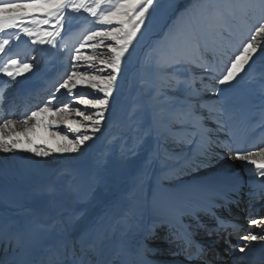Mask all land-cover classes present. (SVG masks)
<instances>
[{"label": "snow or ice", "instance_id": "1", "mask_svg": "<svg viewBox=\"0 0 264 264\" xmlns=\"http://www.w3.org/2000/svg\"><path fill=\"white\" fill-rule=\"evenodd\" d=\"M155 7L156 0H0V56L8 57L0 65V75L7 78V86L17 83L19 78H27L37 68L34 58L28 62L27 58L9 55L14 42L26 37L33 50L39 46L61 53L69 51L60 42L74 14H87L85 18H91L87 33L74 46V51H69L71 71L63 74V82L55 87L48 100L27 112L20 121L11 118L0 121V152L23 151L36 157L75 154L94 140L112 108L125 62ZM209 15L221 27L231 18L248 28L240 36L241 42L225 52L218 66L205 58L208 45L202 39V32ZM186 17L188 23L184 22ZM162 39L163 42L154 49L152 59L157 73L152 83V97L158 102L153 119L188 129L189 151L201 160L208 157L214 143L213 132L225 133V141L220 142L218 137L215 141L227 149L228 155L224 159L243 162L246 170L258 177V183L264 188V147L259 146L264 143V137L253 145L254 151L246 150L253 128L264 130V103L259 106L257 116L239 108L227 91L255 57L264 53V0H218L213 3L201 0L190 4ZM193 66L203 75L197 78L191 74ZM205 78L214 83H203ZM62 89L72 99L56 107V94ZM205 93L222 99L210 106ZM261 99L264 100V79ZM209 124H214L215 128ZM196 159L177 157L172 165L166 164L161 170L152 203L166 208L167 219L153 221L149 226L152 234L157 228L168 227L165 239L171 236L188 260L198 259L204 249L193 243L190 225L181 230L175 225H183L186 216L198 220L197 214L203 212L214 216L218 228L223 227V218L215 217L214 210L232 202L229 193L221 192L207 182L197 185L171 183L183 171L198 168ZM154 161L155 156L148 153L143 165L145 172ZM210 191L217 194L204 195ZM47 192L55 199V187H49ZM81 207L79 201L75 205H59L61 220L52 224L39 220L17 224L14 234L7 237L14 254H23L21 234L24 231H41L55 233L54 242L46 246L47 264H135L130 258L140 255L144 245L135 250L121 245L109 251L106 249L108 237L102 231L74 234L76 221L83 214ZM64 212L69 214V220L56 232L54 224L63 221ZM248 223L250 228L264 230V216L249 219ZM240 239L246 242L238 249L241 253L253 243L264 245V234L254 231H248ZM0 264L4 262L0 261ZM20 264L29 262L22 260Z\"/></svg>", "mask_w": 264, "mask_h": 264}, {"label": "bare ground", "instance_id": "2", "mask_svg": "<svg viewBox=\"0 0 264 264\" xmlns=\"http://www.w3.org/2000/svg\"><path fill=\"white\" fill-rule=\"evenodd\" d=\"M234 28L235 31L228 35L223 33L220 36L218 44L221 43V51L215 49L216 52H212L207 49L212 53L211 56L214 57L218 53L225 54L226 51H230L228 48L231 45L235 48L237 42L231 40V45L224 51L229 36L234 33V38L237 39L243 29V27L237 28V26ZM10 35H14V33H10ZM25 38L14 42L9 55L18 53V56L27 58L28 62H31L33 58L36 61V57H33V46ZM63 44L70 47L69 40L63 41ZM42 50H46V47L40 52ZM57 53H59V58ZM60 54L61 52H57L56 49L49 48L47 55L41 56L45 60L43 72H39L37 67L35 72L31 74L34 77L29 80L28 78L21 80L19 78L17 83L7 86L5 83L7 78L0 75V121L7 118L15 121L22 120L27 113L22 114L20 108L16 109V105L21 100L27 101L22 106L28 104L29 94L40 97L38 104L35 102V108L46 102L47 95H51L55 87L61 83V77L67 71V67L71 68L63 56L61 57L63 59L60 58ZM222 57L223 55L216 60L210 59V61L213 60V63L210 61L209 63L218 66ZM7 58L0 56V65ZM62 60L64 62H61ZM193 69L191 71H194ZM263 74H260V77ZM256 75V73L250 74L244 81L233 87L239 88L238 90L232 92L228 90V94L234 97L237 106L243 111L258 116L259 106L264 103V100L261 99L262 85L258 89V86L255 85L256 81L254 82ZM7 90L11 91L10 93L13 95L11 99L7 100L9 103H6L2 98L7 94ZM60 93L65 94L68 101H71L72 98L67 96L63 89ZM60 97L56 98L55 104H57L56 101L60 100ZM219 99L222 98L205 93V100L210 106L216 104ZM61 102L63 100L59 103ZM150 126L152 132L150 134L153 138L144 141L138 140L133 132V134H126L123 125L110 133L103 153L93 161L94 169L99 175L96 186H91L90 178L92 181L93 175L90 173V160H82L83 152L50 157H36L32 153L23 151L0 152V261L4 262L14 256L13 247L8 243L7 237L14 234L17 224L30 223L34 220L48 224H52L53 221H60L59 205H75L77 201L82 205L83 214L76 221L75 235L82 232L86 233L88 230L102 231L108 237L106 249L109 251L121 245L136 249L144 245L140 255L130 258L135 261V264H148L149 262L165 264L176 259L177 254L181 253L177 249L173 256H165L161 253L162 247L160 245L164 243L161 237L157 238L158 240L153 239L151 242H146L152 235L149 226L153 221L167 219L166 208L154 206L152 198L156 190L157 178L166 164L172 165L177 157L192 156L193 159L196 157L194 152H190L188 148L190 139L188 129L180 126L172 127L163 123H160L159 126L155 124ZM19 127L20 124L18 123L17 128ZM103 127L107 128L108 125L104 124ZM209 127L214 129L215 125L209 124ZM142 128L145 129V127ZM249 135L250 139L246 150L254 151L253 145L259 143L264 137V130L254 127ZM217 137L220 142L226 140L225 133L213 132L214 143L209 149L208 157L203 160L196 159V163L200 165L198 168L193 167L190 171H183L179 178L171 181V183L197 185L207 182L213 188L229 193V199L232 201L222 207H217L215 212L230 207L235 215L240 213L244 214L245 217L252 214L255 216L262 215L264 213V198H262L264 188L258 183V177L251 175L243 162L224 159L228 152L220 143L215 142ZM142 142L143 144H140ZM259 146L264 147V143H260ZM148 153L155 156V161L145 172L143 165ZM114 165H117L118 168L114 169ZM91 175L92 177H90ZM28 176L37 179L34 182H29L26 179ZM167 183L168 181H165V184ZM49 187L57 189L55 199L49 197L47 192ZM73 188L78 190L72 191ZM233 189L236 191L233 192ZM216 194V192L210 191L204 195L215 196ZM217 203L223 202L217 201ZM84 208L86 211H83ZM62 215L63 221L54 224L56 232L69 220L67 212L62 213ZM197 215L200 220L210 218L203 212ZM195 221L196 219L190 216L184 218L185 225L187 227L190 225L191 229ZM246 227L248 231L264 234V230L260 228H250L249 223ZM161 228L156 229L155 235L160 232ZM25 237L30 240L35 249V264H47L46 246L54 242L55 233L24 231L21 234V241ZM238 241V244L242 242L241 239ZM201 242L205 245L207 243L205 240ZM222 247L225 248L224 245ZM164 248L169 251L173 250L169 241ZM238 249L239 247L233 251L231 260L240 256H251L256 252H264V245L253 243L244 253L239 252Z\"/></svg>", "mask_w": 264, "mask_h": 264}, {"label": "rangeland", "instance_id": "3", "mask_svg": "<svg viewBox=\"0 0 264 264\" xmlns=\"http://www.w3.org/2000/svg\"><path fill=\"white\" fill-rule=\"evenodd\" d=\"M198 2H201V0H156V7L151 13V17L147 22V27L143 29V34L139 36L137 42L135 43V46L131 49V55L128 56L125 62L124 71L122 76L120 77L119 88L115 93V98L112 101V108L108 113V117L105 123V125H108L109 128L103 127L102 130L97 134L96 138L90 141L88 146H85L82 151H80L84 153L82 156V160H90V173H92L93 175L92 181L90 178V182L92 184L91 186H96L99 180V175L94 169L93 161L103 153L105 145L107 146L109 135L110 133L114 132V129L123 125L126 129V134H130L133 132L135 137L140 141L153 138L151 136L152 132L150 125L153 126L155 124L159 126L160 124V122L153 119L154 112L156 111L158 105V102L152 97V83L157 74L156 69L152 64L153 51L158 45L163 42L162 38L164 37V34L168 31L169 27L173 25V23L177 22V17H179L181 13H183L184 9L190 4ZM203 2L213 3L218 2V0H203ZM86 16L87 14H74V18L70 21L69 29L66 32L64 39L61 41L62 45L65 46L69 51H74V46L80 39H82L83 35L87 33V30H89L91 18L88 17L86 19ZM184 22L188 23L189 18L186 17ZM235 26H237V28L243 27L242 32L239 34V38L237 39L234 38V33L232 34V36H229L230 39L228 38L227 47L224 48V51L229 47V45H231V40H235L238 45L241 42L240 36L244 32L248 31V28L244 27L245 25L241 22L233 20L231 18L226 19L224 26L221 27L216 24L214 18L209 15V18L205 22V25L203 27L202 39L207 41L208 49H210V51L214 52L215 49L221 51V43L219 42L218 44V41H220V36L223 35V33L228 35L230 32L235 31ZM79 29L80 31H78ZM92 30H94V28ZM73 35L74 37H72ZM66 40H69L70 47H67L63 44V41ZM233 48L234 47L231 45L228 49L231 51ZM33 51V57H36L37 59L36 63L38 69L40 70L39 72H43L42 68L45 60L41 56L47 55V52H49V48L46 47V50H42V52H40L41 49L38 46L36 50ZM69 51L62 52L60 54V58L63 56L71 66V63L69 62ZM98 51L103 52V49H99ZM211 54L212 53H210L209 51L206 52V57L209 58V60L207 58L208 62L210 61V59L216 60L224 55L218 53L217 55L213 54V57L211 56ZM16 55H18V53H16ZM57 57L59 58V53H57ZM61 62H64V60H62ZM193 68H191L194 70L191 71V74H193L197 78L203 75L202 71L199 68H196L195 66H193ZM67 71L70 72L71 68L67 67ZM263 72L264 53L255 57V60L251 64V66L248 67L245 73H243L241 77L233 83L231 88L240 84L250 74L256 73L257 75L254 77V79L256 80H254V82H257H255V85L256 87L258 86V89H260V86L262 85V79H264ZM260 74L263 75H261L260 77ZM31 77L33 78L34 75H28V80ZM21 79L23 78H20V80ZM203 81H206V83H214V81H208L207 78H205ZM62 82L63 79L61 78V83ZM238 89L239 88H233L228 90H230L229 92H232ZM59 96H61L62 99L60 97V100L58 102L56 101V107H60L62 106V104L69 103L68 98L65 96V94L57 93L56 98H58ZM62 100L63 102L59 103ZM72 106L75 107V105ZM142 127H145V129ZM148 127H150L149 130L145 132ZM140 144H143V142ZM117 168L118 166L114 165V169ZM92 175L90 177H92ZM31 177L33 176H28L26 177V179L29 182H34V180L37 179L35 177ZM262 216L264 215L259 214L254 219H259ZM159 237H161V234H156L155 236H151L149 239H147L146 242H151L153 239H157ZM241 246H245V244L242 243L238 245L237 248Z\"/></svg>", "mask_w": 264, "mask_h": 264}]
</instances>
